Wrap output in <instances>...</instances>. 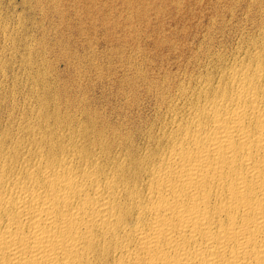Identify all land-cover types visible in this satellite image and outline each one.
I'll return each instance as SVG.
<instances>
[{
	"label": "bare ground",
	"instance_id": "obj_1",
	"mask_svg": "<svg viewBox=\"0 0 264 264\" xmlns=\"http://www.w3.org/2000/svg\"><path fill=\"white\" fill-rule=\"evenodd\" d=\"M218 29L156 43L111 114L42 79L0 115V264H264V28Z\"/></svg>",
	"mask_w": 264,
	"mask_h": 264
},
{
	"label": "rangeland",
	"instance_id": "obj_2",
	"mask_svg": "<svg viewBox=\"0 0 264 264\" xmlns=\"http://www.w3.org/2000/svg\"><path fill=\"white\" fill-rule=\"evenodd\" d=\"M222 27L225 50H237L241 34L264 28V0H0V115L24 107L42 79L111 114L120 80L156 43L186 35L190 55Z\"/></svg>",
	"mask_w": 264,
	"mask_h": 264
}]
</instances>
